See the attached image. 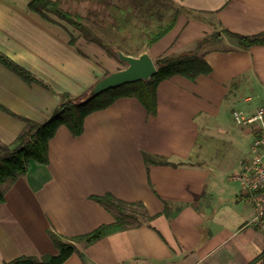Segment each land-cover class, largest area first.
<instances>
[{"label":"crops","instance_id":"obj_1","mask_svg":"<svg viewBox=\"0 0 264 264\" xmlns=\"http://www.w3.org/2000/svg\"><path fill=\"white\" fill-rule=\"evenodd\" d=\"M161 2L182 11L167 35L138 53L153 61L192 50L213 32L224 39L221 30L242 36L264 34V0ZM28 3L0 0V53L49 88L26 83L0 63L4 145H12L23 130L19 117L42 124L62 94L85 99L97 82L123 68L118 58L67 22L49 14L52 23L31 11ZM82 18L87 27L96 28V20ZM71 35L75 46L69 44ZM231 44L200 51L211 68L208 75L160 82L154 114L136 98L126 97L89 114L79 136L59 126L48 144V163L31 161L24 175L2 185L0 264L22 256L41 259L57 254L49 232L62 239L76 238L114 222L116 212L94 199L107 194L141 203L149 216L162 212L164 202L182 208L171 217L157 216L90 245L76 242V252L63 264H249L259 256L255 264H264V234L249 223L252 206L234 180L243 165L225 179L208 168L217 170L215 162L192 160L200 151L196 142L207 131L208 119L217 122L224 112L220 106L230 102L228 87L233 81L245 80L244 84L264 90V45ZM144 156L168 164H148Z\"/></svg>","mask_w":264,"mask_h":264},{"label":"trees","instance_id":"obj_2","mask_svg":"<svg viewBox=\"0 0 264 264\" xmlns=\"http://www.w3.org/2000/svg\"><path fill=\"white\" fill-rule=\"evenodd\" d=\"M28 8L52 23H55V20L49 14L67 22L80 31L88 41L97 43L106 49L111 56L115 55L111 47L103 41L104 39L102 40L94 35L90 28L83 24L82 16L71 14V12L62 7L61 0H29ZM180 9L174 11L171 19L166 24L159 25L155 31L148 33L147 46H152L172 30L182 11V8ZM223 31L242 48L264 45V34L242 36L227 30ZM217 38V33H212L203 37L192 50L168 54L156 59L154 61L156 73L149 80L127 83L82 100H77L70 94L64 93L61 95L59 105L42 124L19 117L24 122V128L16 136L13 144L4 145L0 143V203L4 201V190L2 189L4 183H12L24 175L31 161L39 164L48 163V144L59 126H66L73 136H79L83 132L84 119L89 114L103 110L116 100L126 97L136 98L149 114H154L156 112V91L160 82L174 76H181L187 80L194 81L198 76L208 75L211 72L209 64L205 61L204 55L200 54V51L202 49L205 50ZM75 40L76 38L71 35L69 44L73 46ZM0 63L26 83H36L49 88L48 85L36 78L31 72L2 53H0ZM144 160L148 164H168L165 160L155 159L151 156H144ZM94 199L106 208L116 212L114 222L101 225L91 233L76 238L62 239L49 232L50 238L58 250L57 254L44 255L41 259L22 256L4 264H63L76 252V242L83 241L86 245H90L112 233L140 225L143 222H149L157 216L165 215L166 217H171L182 208L181 205L164 202L162 212L149 216L141 203L123 202L109 194L95 197ZM260 258L261 256L249 264H255Z\"/></svg>","mask_w":264,"mask_h":264},{"label":"rangeland","instance_id":"obj_3","mask_svg":"<svg viewBox=\"0 0 264 264\" xmlns=\"http://www.w3.org/2000/svg\"><path fill=\"white\" fill-rule=\"evenodd\" d=\"M61 1L62 7L71 14L88 17V20H96V24L94 22L96 28L88 27L94 35L104 39L106 45L111 47L115 53L112 57L115 59H117L115 49H122L136 57L139 56L138 53L146 45L148 33L155 31L157 26L166 24L176 10L161 0L153 2L152 0L150 2L148 0ZM156 2L158 4H155ZM150 3L152 8L149 10ZM150 12L155 14L150 16ZM68 26L73 28L69 24ZM221 32H223L224 39H219V32H213L217 33L218 38L209 46L213 45L212 47L216 49L231 47L234 40L224 31L221 30ZM120 64L122 69L126 67L123 62ZM244 81L235 80L230 84L228 87L229 93H232L230 102L220 106L224 112L220 118H217V122L215 119H208L207 131L197 138L196 144L199 145L200 151H197L192 159L204 165L215 162L217 170L213 167L208 168L212 169L214 176L225 179L237 172L250 157V146L254 137V126L237 124L232 115L233 111L250 115L259 108L264 109V90L246 85Z\"/></svg>","mask_w":264,"mask_h":264},{"label":"built area","instance_id":"obj_4","mask_svg":"<svg viewBox=\"0 0 264 264\" xmlns=\"http://www.w3.org/2000/svg\"><path fill=\"white\" fill-rule=\"evenodd\" d=\"M232 115L237 124L254 126L250 157L234 175V180L248 195L247 202L252 206L253 218L249 223L264 234V109L259 108L250 115L234 111Z\"/></svg>","mask_w":264,"mask_h":264},{"label":"water","instance_id":"obj_5","mask_svg":"<svg viewBox=\"0 0 264 264\" xmlns=\"http://www.w3.org/2000/svg\"><path fill=\"white\" fill-rule=\"evenodd\" d=\"M117 58L123 62L126 67L107 75L97 82L91 95L86 98L101 94L109 89L118 88L127 83L149 80L156 73L154 61L146 53L134 57L117 52Z\"/></svg>","mask_w":264,"mask_h":264}]
</instances>
